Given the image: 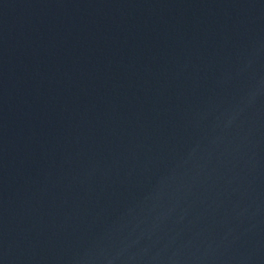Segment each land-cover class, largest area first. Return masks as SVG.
<instances>
[{"label": "water", "instance_id": "1", "mask_svg": "<svg viewBox=\"0 0 264 264\" xmlns=\"http://www.w3.org/2000/svg\"><path fill=\"white\" fill-rule=\"evenodd\" d=\"M0 264H264V0H0Z\"/></svg>", "mask_w": 264, "mask_h": 264}]
</instances>
